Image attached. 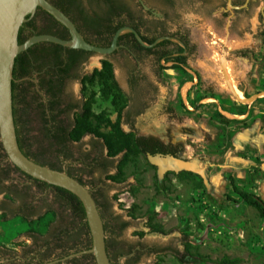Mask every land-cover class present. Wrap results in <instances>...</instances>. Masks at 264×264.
<instances>
[{
  "label": "rangeland",
  "instance_id": "obj_1",
  "mask_svg": "<svg viewBox=\"0 0 264 264\" xmlns=\"http://www.w3.org/2000/svg\"><path fill=\"white\" fill-rule=\"evenodd\" d=\"M210 1L212 7L206 10L179 0L176 23L189 36L193 52L176 59L180 65L166 60L155 72L148 70L157 94L135 120V131L122 123L110 103L97 99L94 107L95 112L105 109L113 123L119 119L126 133L155 136L178 146L181 157L207 167L210 190L200 178L181 171L160 178L155 165L142 155L128 162L119 176L124 153L110 157L103 140L92 135L68 144L74 158L88 155L100 161L108 156L117 162L109 171L95 165L82 172V177L97 197L102 200L104 193L111 203L106 235L111 253L147 247L136 264H223L224 257L237 260L236 264H264V219L253 207L233 201L239 196L230 183L233 177L240 190L264 198V24L260 16L264 2L257 0L249 13H239L233 23L234 15L222 10L226 0ZM154 12L160 16L159 10ZM99 58L103 56L94 54L81 74L91 72ZM109 59L128 92L127 71L120 56ZM228 63L233 65L230 84L242 101L226 85L221 64L227 70ZM32 90L27 94L31 104L26 117L28 144L40 158L56 162V147L45 136ZM66 92L80 96L79 83H69ZM125 101L126 107L128 99ZM74 117L62 118L68 121ZM103 132L109 133L110 127ZM17 178L24 180L16 172L7 175L0 170V264L38 247L48 248L49 257L55 258L80 245L84 237L70 241L61 236L72 229L70 212L51 193L43 195L34 186L24 191L16 185ZM10 196L27 197L16 200ZM42 196H48L45 204L52 211L43 207ZM123 222L127 223L124 230L118 225ZM31 236L38 239L34 242ZM69 264L90 263L80 258ZM119 264L127 263L121 258Z\"/></svg>",
  "mask_w": 264,
  "mask_h": 264
},
{
  "label": "trees",
  "instance_id": "obj_2",
  "mask_svg": "<svg viewBox=\"0 0 264 264\" xmlns=\"http://www.w3.org/2000/svg\"><path fill=\"white\" fill-rule=\"evenodd\" d=\"M27 18L29 19V17ZM55 24L59 25L60 22H55ZM37 25L38 24L33 19L28 23H24L22 27H37ZM63 26V29H61L57 33L53 32L51 30L53 28L49 26L47 30L36 35L48 34L56 36L63 40H69L71 38L70 33L68 29ZM126 36H132V34H128ZM26 41V39L24 41H22V39H19L20 44H23ZM41 46L42 43H37L32 45L28 50L20 53L15 60L13 72V113L16 124L18 143L21 150L28 158L40 165L48 166L59 171H64L85 185L86 183L82 181V172L85 173L86 169L93 168L95 165L100 166V161L98 159H90L88 155H85L84 158H74V155L68 148V144L78 142L86 135H92L103 140L104 146L108 149L110 157H115L120 153H124V157L122 158L118 166L120 171L119 176L122 175L125 165L128 162L137 159L139 155L147 158L148 154H151L153 156L158 154L175 155L176 153L180 152L178 146L173 144H165L157 137H141L135 135L134 133L124 132V130L120 127V120L118 119L115 123H113L105 109L101 110L100 112H95L94 107L97 104L96 96L98 92L100 93L101 100L110 103L113 109L118 112V116L120 118L125 108L126 97L116 80L114 74V65L109 60L103 62L102 70H96L93 75H87L83 78L82 83L84 84V96L86 97V101L83 103L80 111L76 114L73 121L69 119L68 121H66V119H63V116H70V114H72V109L62 107L63 104L60 103V101L56 100H52L46 103L38 90L34 87V84L30 81H27L25 78L31 75L33 62L36 63L37 71H40L42 69V65L38 64V62L41 58L44 57V55L52 54L53 58L55 59L54 64L57 68V72H59L60 74H67L69 73V71L79 67L84 61H87L88 57L92 55V53L81 49L66 48L54 43H50V46L45 49L41 48ZM29 88H32V91L37 96L38 103L36 107L39 110L42 121L44 123L45 136L51 142L52 146L56 147V162L40 158V154L33 153L28 144L26 135V117L28 115V109L31 107L30 101H28L27 99ZM59 88H61V83L58 80L57 84L55 83L54 87L52 88L53 95L57 94L56 89H58L59 91ZM106 127H110L109 133L103 132V129ZM38 161H41V163ZM0 170H2V172L7 175H9L11 172L21 174L22 176H25L26 181L30 182L29 187L34 186L41 193H45V195H49L50 193L53 194L54 200L62 207H65L70 212L73 218L71 227L72 229L64 232L61 236L66 235L68 240L70 241L77 240L80 237H84V240L80 245L71 246L70 248L63 251L61 255L55 258L49 257L50 255L48 248L46 249L45 247H38L39 250L34 251L31 249L24 256H20V258H24L25 261L18 259L17 256H13L6 258L7 260L4 264L48 263L52 260L64 259L74 253L83 250H89L90 248H92V236L87 221V215L85 212V208L78 197L65 189L35 180L32 177L21 172L9 161L1 141ZM181 174H189L200 178L198 175L190 172L181 171ZM112 179L115 181L121 180L120 178L117 179L115 177H112ZM230 183L232 191L239 196V200L233 201L237 203H245L253 207L258 212L259 216L264 219V199L256 192L240 190L235 182V178L233 177H230ZM92 195L97 202L100 214L104 220V227L107 234L109 231L107 219L112 214L106 204L107 198H105V196H102L101 200L95 195V193H92ZM10 197H13L16 200H26L27 196ZM47 197L48 196H42L39 199L43 202V207L52 211L51 208L47 206V203L45 204V202L47 201ZM227 197L228 199L232 200L230 196ZM35 199L36 198L34 196V200ZM118 225L122 230L127 227V223L125 222L119 223ZM158 230H160V228ZM31 238L34 242L38 239V237L35 236H31ZM106 244L108 255L112 264H119V260L123 256L131 254L133 250L136 249V247H131L127 250L118 249L115 253H111V245L107 237ZM28 258H30V260H27ZM37 258H39V261ZM81 258L87 259L90 264H97L93 254L83 255ZM78 259L80 258H73L69 260V262H75ZM139 259L140 256L135 260H132V258H130L126 263L136 264ZM237 262V260L230 259L228 257H224L222 260L223 264H236Z\"/></svg>",
  "mask_w": 264,
  "mask_h": 264
},
{
  "label": "flooded vegetation",
  "instance_id": "obj_3",
  "mask_svg": "<svg viewBox=\"0 0 264 264\" xmlns=\"http://www.w3.org/2000/svg\"><path fill=\"white\" fill-rule=\"evenodd\" d=\"M47 1H49L52 5L60 9L66 16H68L76 25V28L82 35L83 39L96 47H111L116 34L125 28L133 29L136 33L130 30L122 32L118 37V47L116 50L111 54L103 56V58H99L97 64L94 65V69L89 73L81 74V69L84 64L92 59L96 53L91 52L92 55L88 57L87 61H84L79 67L69 71L67 74H60L57 72L53 55L47 54L44 55V57L38 62V64L42 65V69L37 71L36 63L33 62L31 75L25 79L34 84V87L38 90L46 103L52 100L60 101V103L63 104L62 107L72 109L73 116H76L83 103L86 101V97L84 96V84L82 83L83 78L87 75H93L96 70H102L104 61H111L109 59L111 56L119 55L127 71L128 88V92L125 91V89L120 85L114 72L121 90L125 95L128 94L126 95V98L128 99L127 106L122 112L121 121L131 130L135 131V120L139 116L143 115L145 110L149 107V101L154 99L155 95L157 94V86L152 80L150 72H155L157 70L158 64L164 63L166 60H171L168 62L170 65H180V62H176V59L179 61L180 59H183L182 57L189 56L193 52L189 36L183 33L180 25L176 23L177 18L179 17V0H153V2L148 0ZM181 1L184 0H180V2ZM186 1L196 3L201 9L208 10L210 9L209 6L212 7V1L210 0ZM256 1L257 0H249L246 7L241 9H233L231 12L227 9L226 0V2L222 4V10L224 13L231 12V14L234 15L232 18V22L234 23L235 20H237L239 13H249ZM246 2L247 0H232L234 7H240ZM154 10H159L160 16H158ZM263 12L264 11L262 10L260 12L262 23L264 17ZM33 19L38 24L37 27L26 26L24 28L21 27L20 29L19 39H22V41L25 39L28 40L38 33H42L43 31L47 30L49 26H51L53 28L51 30L56 33L63 29V25L61 23L60 24L62 26L60 24H55V22L58 21L50 13L41 8H38L35 15L30 17L26 23ZM39 23L41 24L39 25ZM173 27L175 30H172ZM128 34H132V36H126ZM41 43V48L45 49L50 46V42ZM174 43H176V45H174ZM175 51L176 54H174ZM111 62L113 63V61ZM148 70H150V72ZM58 80L61 83V88H59V91L56 89L57 94L53 95L52 88L54 87L55 83L57 84ZM74 82L79 83L80 86V96L78 97H72L66 92V88L69 83ZM96 99H101L99 92L96 96ZM169 156L183 158L181 157L180 152ZM38 162L41 163V161ZM114 162V159L107 156L100 160L99 164L102 169L109 171L116 167L117 162H115V164ZM154 168L156 169L158 175L160 167L155 165ZM171 173H176V171L169 170L165 172L164 178ZM19 175L22 178L24 177V180L21 181L19 178H17L18 184L16 185L24 189V191H27L30 182L25 180V176H22L21 174ZM82 181L86 183L84 178H82ZM85 185L90 190V192L93 194L95 193L94 189L89 187L87 183ZM42 194L44 195L45 193ZM101 196H105V194L102 193ZM106 204L111 211V203L109 200H107ZM145 251H147V247L137 246L131 254L123 256L122 258H124L125 262H127L130 258L135 260L138 259L139 256L141 257ZM18 259L25 261L24 258L18 257ZM37 259L39 261V258ZM71 259L73 258L67 259L65 262H58L55 264H69V260ZM27 260H30V258ZM56 260L60 259H55L48 263L54 262Z\"/></svg>",
  "mask_w": 264,
  "mask_h": 264
},
{
  "label": "water",
  "instance_id": "obj_4",
  "mask_svg": "<svg viewBox=\"0 0 264 264\" xmlns=\"http://www.w3.org/2000/svg\"><path fill=\"white\" fill-rule=\"evenodd\" d=\"M248 2L249 0H247V2L240 7H234L232 0H227V9L232 12L233 9H241L246 7ZM25 3L26 0H0V141L9 161L21 172L35 180L71 192L81 200L85 208L87 221L92 236V248L74 253L64 259L56 260L46 264L65 262L67 259L81 257L85 254H93L97 264H112L107 251L104 220L100 214L97 202L90 190L68 173L34 162L21 150L18 143L13 113V72L17 56L37 43L50 42L66 48L81 49L87 52H93L105 56L107 54L113 53L116 50L118 47L117 40L122 32L126 30H130L134 33L136 32L133 29L125 28L116 34L111 47H96L85 41L77 30L74 22L49 1L29 0L26 7L24 6ZM38 8L47 11L57 21L64 25L68 29L71 38L69 40H63L56 36L43 34L32 36L25 43L20 44V29L22 25L28 21L27 17L30 18L34 16ZM261 10L264 11V5L262 6ZM227 41L228 39H226V42ZM221 66L228 86L235 94L237 99L242 101L228 81L226 66L224 64H221ZM259 96L260 94H258L256 98H259ZM147 158L150 163L160 167V170L158 171L160 178H164L165 172L169 170H174L176 172H190L198 175L203 180L207 190H210V181L206 174L207 167L200 166L196 161L161 154L155 156L148 154ZM168 159H171L175 166L168 165ZM161 164H164L165 167L161 168Z\"/></svg>",
  "mask_w": 264,
  "mask_h": 264
},
{
  "label": "bare ground",
  "instance_id": "obj_5",
  "mask_svg": "<svg viewBox=\"0 0 264 264\" xmlns=\"http://www.w3.org/2000/svg\"><path fill=\"white\" fill-rule=\"evenodd\" d=\"M29 0H26V3H25V7L27 6V2H28ZM229 64V66L227 67V74H228V81H229V83H231L232 84V81H233V65H232V63H228ZM226 66V65H225ZM230 74V75H229ZM218 77V76H217ZM225 79V78H224ZM224 84V83H223ZM226 84V83H225ZM227 86H228V84H226ZM236 90V94L239 96V93H238V91H237V89H235ZM240 97V96H239ZM224 113V112H223ZM227 117H229V118H232L233 117V115H231V113L230 114H228V113H224ZM168 165H170V166H175L174 165V162L171 160V159H168ZM165 167V165L164 164H161V168H164Z\"/></svg>",
  "mask_w": 264,
  "mask_h": 264
},
{
  "label": "crops",
  "instance_id": "obj_6",
  "mask_svg": "<svg viewBox=\"0 0 264 264\" xmlns=\"http://www.w3.org/2000/svg\"><path fill=\"white\" fill-rule=\"evenodd\" d=\"M259 195V194H258ZM264 199V198H263Z\"/></svg>",
  "mask_w": 264,
  "mask_h": 264
}]
</instances>
